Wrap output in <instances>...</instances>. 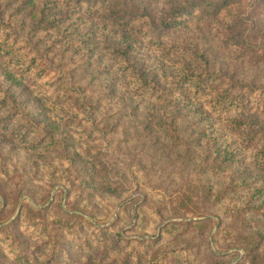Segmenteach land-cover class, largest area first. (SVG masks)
<instances>
[{
    "label": "clouds",
    "instance_id": "obj_1",
    "mask_svg": "<svg viewBox=\"0 0 264 264\" xmlns=\"http://www.w3.org/2000/svg\"><path fill=\"white\" fill-rule=\"evenodd\" d=\"M183 2L130 0V5L140 16L129 17L123 27L109 22L107 29H104L99 19L105 9L102 3H96L92 11L99 15L91 20L85 15L86 23L82 26V30L86 31L93 22L97 23L98 31L93 37L96 45L90 52L82 51L79 56L73 57L69 53L62 60L55 56L41 58L36 52L28 51L23 37L19 43L14 40L7 42L13 49L11 57H3L0 52V65L8 64L9 71L32 90L34 97L48 101L46 107L51 109L50 119L58 130L55 139L42 136L35 142V146L32 142L34 138H30L20 145L17 153L6 163L0 158V165H3L0 167V181L6 182L5 191L16 190L15 183L7 182L9 177H15L18 173L21 183L31 190V193L25 191L19 198L12 219L16 218L21 209L25 210V215L20 219L19 232L34 246L43 245L49 237L41 235L38 228L32 226L38 222L27 214V210L40 213L46 207L42 202L44 196L55 199L61 191L65 194L71 191L70 199L65 195L58 200L63 205L61 213L72 215L74 213L69 208L70 203H77L83 209L89 199L94 206H98V211L102 210V214L94 219L84 217L93 227L86 224L87 235L79 236L78 242L88 239L93 249H103L105 245L98 240V229L105 230L110 237L123 231L125 241L131 242L120 246L122 252H110L105 264H112V260L121 254L135 253L142 256L149 248L155 251L157 247H163L166 251L175 249V255L190 258L189 253L181 252L182 243L173 242V237L182 230L164 232L170 223L186 225L189 221L198 223L203 219V214L193 216L187 211L174 213L170 207L163 189L182 185L187 180L186 174L179 173L175 161L183 156L185 150L189 151L185 165L191 163L192 168H196L208 164L209 167L203 171L208 178L207 182L211 183L214 177L222 175L211 163L217 159L212 152L213 146L221 152L225 149L236 151L243 164H251L259 148L264 147V134L256 137L255 145L249 140L253 132L250 122L259 115L264 124V95L255 92L253 87H243L245 84L256 85L264 92V65L253 68L247 77L240 76L241 88L234 91L227 87V95L222 99L219 93L224 90V85L217 86V91L209 88L206 94H198V89L192 88L190 83H176L182 67L176 61L187 59L191 52L186 50V37L179 42L170 40L169 32L161 27V23L167 19L173 7H179ZM83 7L88 9V0H84ZM145 11L160 28L159 32L142 18ZM199 16L200 11L196 10L195 17ZM221 19H224V14H221ZM196 23L197 20L193 19L191 32L196 31ZM212 30L215 31V27ZM38 35L43 38L46 34L40 32ZM4 37L5 29L0 28V47L5 44ZM22 48L24 51H21ZM120 50L125 54L119 55ZM34 56L37 58L33 67L30 61ZM139 74L143 75V80ZM153 78L159 87L151 83ZM144 80L149 83L145 84ZM100 85L116 92L117 95L110 103L103 99ZM204 87L201 85V88ZM108 95L111 96L110 91ZM53 102L56 103L55 107ZM101 103L103 109L99 113L94 112L91 106L99 107ZM161 121L163 127L160 131L166 134V138H162L158 131L152 138L155 149L151 146L143 147L147 140L141 138L140 125L147 124L150 135ZM117 122L130 129L129 137L135 136L137 139H130L126 144L121 143L123 136L108 137L106 140L102 132L97 130ZM193 138L195 143L192 142ZM209 141H212L211 145ZM49 143L53 146L47 147ZM117 144H120L119 149ZM69 156L76 158L81 178L76 177ZM26 164L27 174L24 171ZM233 168L243 171L241 163L233 165ZM85 173L90 181L94 176L97 177L96 190L88 196L73 190L69 183V180H75L79 188ZM100 176H108V183L99 179ZM110 186L119 191L110 193ZM149 195L150 206L142 208ZM2 207L3 199L0 198ZM230 207L231 211L226 213L229 220L226 222L225 233L216 235L215 229L209 227L208 231L212 235L206 232L203 237H197L193 229L184 239L195 238L194 243L202 244L203 255L209 258V264L218 258H225L224 264H253L246 242L238 235L239 230L234 224L235 209L243 205L234 201ZM10 222L0 223V229ZM60 232L69 241L77 238L68 229H61ZM161 232H164V240L157 246L154 237ZM4 240L5 233L0 231V249L7 254V261L0 264H15L17 253L12 242L4 243ZM108 246L111 247V240ZM255 251L259 257L256 264H264V246ZM88 252V249H84L83 256ZM46 259V256H41L40 264H44ZM131 259L132 264H135L136 255H132ZM171 259V256L167 259L162 256L158 264H169ZM81 264H86L83 257Z\"/></svg>",
    "mask_w": 264,
    "mask_h": 264
},
{
    "label": "rangeland",
    "instance_id": "obj_2",
    "mask_svg": "<svg viewBox=\"0 0 264 264\" xmlns=\"http://www.w3.org/2000/svg\"><path fill=\"white\" fill-rule=\"evenodd\" d=\"M104 1L97 0L96 3L103 4ZM114 1L107 0V4ZM219 1H224L220 10L209 14L208 12L204 13L206 10H212L213 5L208 9V2ZM90 2L88 0V3ZM68 3H70L69 7ZM83 3L84 0H0V28L5 29V44L0 47L3 57H11L5 53L9 50L13 51L7 42L14 40L15 43H19L21 37H23L28 51L36 52L37 56L41 58L55 56L62 60L69 53L75 57L81 55L82 51L90 52L96 45V40L93 37L98 31V25L93 22L86 31L82 30V26L86 23L85 15L91 20L99 13L94 12L92 16H88L89 13L83 7ZM130 10L135 15L134 18L140 15L133 7ZM196 10L200 11L199 18L195 17ZM144 14L152 20L147 11ZM177 14H182L181 19L185 18L178 29H170L165 26L170 16L174 17ZM221 14H224L223 20ZM102 16L99 15V19ZM193 19L197 20L195 32L190 31ZM101 22H103L104 29H107L108 22L102 20ZM111 23L118 24V21ZM161 27L169 32L170 40L179 42L185 37L187 38L186 50L190 51L191 55L183 61L177 59L176 62L181 63L182 67L179 69L180 75L176 83L178 85L190 83L192 88L198 89V94H206L210 85L215 86L213 90L211 89L212 91H217V86L224 85V90L219 93V98L222 99L226 94L227 86L231 85L234 91L241 88L239 77H247L253 68L264 65V0H184L179 7L172 8L167 19L162 21ZM213 27H215V31L212 30ZM152 28L157 32L160 31L154 22ZM230 28L231 30L233 28V32L239 36L238 42H241L239 47L236 42L227 38L226 34ZM186 29L188 31H185ZM40 32H44L46 35L40 38L38 35ZM21 51L24 49L22 48ZM118 54L124 55L125 53L120 50ZM92 55L95 53L92 52ZM169 55H171V50ZM36 58V56L31 58L30 63L33 67ZM5 65H0V90L3 92V96L0 97V113H3L0 115V158L6 163L12 155L17 153L20 145L28 142L30 138H34L32 142L35 146V142L42 136L55 139L58 130L50 119L51 109L46 107L48 101L34 97L32 90L26 87L22 80L10 77ZM88 67L90 68L91 65ZM165 73L167 74L166 69ZM70 75L71 73H69ZM139 75L143 80V75ZM94 80L95 77H93ZM144 83L147 84L149 81L144 80ZM151 83L159 87L155 78ZM201 85H205V87L201 88ZM243 87H253L255 92L264 95L261 88L256 85L245 84ZM100 89L104 93L103 99L108 100L109 103L117 95L114 90L105 89L104 85H100ZM70 91H79V89H70ZM109 91L111 92L110 97ZM4 97L8 100L3 101ZM77 102L79 101L77 100ZM54 105L56 106L55 102H53V107ZM91 107L94 112L99 113L103 109V103L99 107L95 105ZM93 123H95L94 120ZM162 127L163 121L149 135L147 124L140 125L141 138L147 140L143 147L151 146L155 149L156 145L152 143V138L158 131L162 138H166V134L160 131ZM250 127L253 132L249 140L251 144L255 145L256 137L264 134V124L261 123L259 115L250 122ZM97 130L102 132L106 140L108 137L123 136L121 143L126 144L130 139H137L135 136L129 137L130 129L122 126L119 122L111 126L106 124L102 130ZM192 142L195 143L194 138ZM209 143L211 145L212 141ZM52 146V143L47 145V147ZM62 146L66 145L62 144ZM117 148H120V144H117ZM216 149L218 148L212 147L213 155L217 159L211 163L218 172L222 173L220 177H214L209 183L203 171L204 168L209 167L208 164H201L196 168H192L191 163L186 166L185 160L190 153L185 150L183 156L175 161V166L180 174L187 175L186 182L170 189H163L174 213L187 211L193 216L203 214L202 221L198 223L191 221L186 225L170 223L164 229V232L169 233L178 229L182 230L173 237V242L182 243L181 252L189 253L190 258L175 255V249L166 251L163 247H157L155 251L149 248L142 256L135 253L121 254L112 260V264H132V255H136L135 264H158V260L162 256L165 259L169 256L172 257L169 264H209V258L203 255V245L194 243L195 238L184 239V237H187L193 229L196 230L197 237H203L206 232L212 235L208 231L209 227L215 229L216 235L225 233L226 222L229 220L226 213L231 211L230 206L234 201L243 205L242 208L235 209V227L239 230L238 235L246 242L253 264H256L259 257L255 250L264 246V147L259 148L251 164H243L236 151L225 149L224 152H216ZM219 154L226 155V159ZM161 155L163 156V153ZM68 159L75 169L76 177L81 178L76 158L69 156ZM237 163H241L243 171L234 170L233 165ZM225 165L227 167H224ZM27 167L26 164L25 174H27ZM5 175H7L6 172ZM96 179L97 177L94 176L90 181L85 173L79 188L76 187L75 180H69V183L72 184L73 190L88 196L90 192L96 190ZM99 179L107 184L109 177L100 176ZM12 183H15L16 190L6 192V182L0 181V198L3 199V207L0 208V223L11 221L0 231L5 233L4 243L11 241L15 251L21 248L24 253L23 257L16 258L15 264H40L41 256L47 257L44 264H81L82 257L86 260V264H105L109 259L110 252H122L120 246L124 243H131L125 241L123 231L110 237L105 230L100 229H98V240L105 245L103 249H93L92 243L88 239L78 242L79 236L87 235L85 225L93 227L90 222L85 221L84 217L88 216L94 219L102 214V210L98 211V206H94L89 199L83 209L77 203H70L69 208L73 210L74 214L61 213L60 209L63 205L58 200L65 195L70 199L72 195L71 191L67 194L61 191L55 199L48 195L43 197L42 202L46 207L40 213L27 210V214L38 222L33 223L32 226L38 228L41 235L49 237L43 245L34 246L19 232L20 219L25 215V210L21 209L16 218L12 219L16 213L19 198L25 194V191L31 193V190L21 183L19 173L15 177H9L7 184ZM108 191L115 194L119 189L110 186ZM150 199L149 195V198L144 200L142 208L150 206ZM226 201L227 203H225ZM139 215V210H137V218ZM61 229H68L70 234L77 238L67 240L61 234ZM164 232L154 237L155 245L162 244ZM109 240H111V247L108 246ZM84 249L89 250L86 256H83ZM224 259L211 260L210 264H224ZM6 261L7 254L0 249V262Z\"/></svg>",
    "mask_w": 264,
    "mask_h": 264
},
{
    "label": "trees",
    "instance_id": "obj_3",
    "mask_svg": "<svg viewBox=\"0 0 264 264\" xmlns=\"http://www.w3.org/2000/svg\"><path fill=\"white\" fill-rule=\"evenodd\" d=\"M69 1H78V0H69ZM90 1L91 2L89 3V7H88V9L86 11V12L89 13V14H87L88 16H92V14L94 13L92 11V8L96 4V1L97 0H94V1L90 0ZM223 2L224 1H219V2H214V3L208 2L207 3V7L209 9V7L213 5L212 6V10H209V11L206 10V11H204V13L205 12H208V14H209L210 12H217L218 10H220L222 8ZM69 5H70V3L67 4L68 7H69ZM102 5H103V7L105 9V12H104L102 18H100V19L102 21H104V22H108V23L110 22L111 23V22L118 21V24L125 26L126 25V21H127V19L129 17H133V18L135 17V15L130 10L131 7H132L130 5V0H115L114 2H111V3H108V4H107V0H105ZM181 15L182 14H177L174 17L173 16H170V19L167 20V22L165 23V26L170 27V29H174V28L175 29H178V27L180 26V24H182L183 21L185 20V18L184 19H181L180 18ZM139 16L140 15H138L137 17H139ZM142 18L144 20L148 21V23L151 24V26H152L153 20H151L149 18V16H147L146 14L143 13V17ZM226 35H227V38L228 39H232V42H236V45H238V47H239V45L241 44V42H238V37L239 36H237L233 32V28H232V30L230 28L229 32H227ZM5 55H8V56L11 55L12 56L13 55V51H10L9 50V51H7L5 53ZM15 62L16 63H19V61H15ZM5 66L7 68V72L10 74V77H16V75H14L13 72L9 71V65L6 64ZM214 87H215L214 85H210L209 88H211L213 90ZM229 87L232 88L231 85ZM225 91H226V94H225V96H226L227 95V88L225 89ZM0 94H2V95H0V97H2L3 96L2 90H0ZM7 100L8 99L6 97L3 98V101H7ZM54 107H55V105H54ZM216 152H220V150L219 149H216ZM219 156H222L224 159H226V155H220L219 154ZM16 253H17V259L23 257V254L24 253L22 252L21 248H18L16 250Z\"/></svg>",
    "mask_w": 264,
    "mask_h": 264
}]
</instances>
